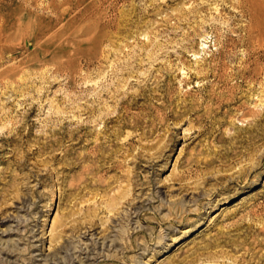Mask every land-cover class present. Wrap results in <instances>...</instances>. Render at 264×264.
<instances>
[{
	"label": "rangeland",
	"instance_id": "1",
	"mask_svg": "<svg viewBox=\"0 0 264 264\" xmlns=\"http://www.w3.org/2000/svg\"><path fill=\"white\" fill-rule=\"evenodd\" d=\"M0 264H264V0H0Z\"/></svg>",
	"mask_w": 264,
	"mask_h": 264
},
{
	"label": "bare ground",
	"instance_id": "2",
	"mask_svg": "<svg viewBox=\"0 0 264 264\" xmlns=\"http://www.w3.org/2000/svg\"><path fill=\"white\" fill-rule=\"evenodd\" d=\"M101 117H102V116H101ZM102 118H103V117H102ZM103 119H105V118H103ZM103 119H102V120H103ZM98 120H99V119H98ZM101 153H102V154L104 153V149L100 150L99 153H97V154H101ZM111 201H112V200H111ZM113 202H114V201H113ZM114 203H115L114 205H117L118 202L115 201ZM111 206H113V205L111 204L110 207H111ZM56 239H57V238H56ZM90 259H91V258H90ZM91 260H92V259H91ZM89 262H90V261H89ZM91 262H92V261H91Z\"/></svg>",
	"mask_w": 264,
	"mask_h": 264
}]
</instances>
